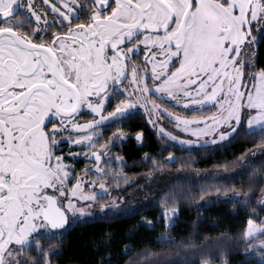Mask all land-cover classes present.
Here are the masks:
<instances>
[{
	"label": "snow or ice",
	"instance_id": "1",
	"mask_svg": "<svg viewBox=\"0 0 264 264\" xmlns=\"http://www.w3.org/2000/svg\"><path fill=\"white\" fill-rule=\"evenodd\" d=\"M41 3L37 10L35 0H0V264H41L33 250L51 264L58 253L46 252L40 239H55L70 214L84 216L97 200L90 190L97 180L107 189L101 163L110 150L95 139L99 126L128 119L137 106L153 126L154 115L168 113L193 136L213 135V143L241 132L264 137V0ZM153 89L177 103L186 99L185 107L214 102L217 111L188 119L154 101L149 109L145 94ZM113 136L126 133L118 127ZM80 156L92 165L84 175L76 168ZM241 235L246 249L257 246L264 221L250 218ZM258 248L264 257V240Z\"/></svg>",
	"mask_w": 264,
	"mask_h": 264
},
{
	"label": "trees",
	"instance_id": "2",
	"mask_svg": "<svg viewBox=\"0 0 264 264\" xmlns=\"http://www.w3.org/2000/svg\"><path fill=\"white\" fill-rule=\"evenodd\" d=\"M258 53L264 66V46ZM133 113L98 128L96 140L110 150V165L102 166L109 193L94 203L100 212L71 219L55 239H40L46 252L58 253L50 256L51 264H99L101 257L104 264H257L264 259L260 252L252 254L264 237L246 249L241 235L250 218L264 221V137L241 132L223 144L182 149L156 136L141 112ZM118 127L129 137L117 140ZM138 131L143 132L140 144L130 136ZM77 162L80 175L92 166L83 156ZM173 208L178 211L167 229L161 213ZM161 237L168 242L159 243ZM126 248L132 251L125 255ZM33 254L42 264L43 255Z\"/></svg>",
	"mask_w": 264,
	"mask_h": 264
},
{
	"label": "rangeland",
	"instance_id": "3",
	"mask_svg": "<svg viewBox=\"0 0 264 264\" xmlns=\"http://www.w3.org/2000/svg\"><path fill=\"white\" fill-rule=\"evenodd\" d=\"M148 82L151 85L150 73H149ZM145 95H149V97H150L149 104H148L149 109H151V102L154 101L157 105L160 106L161 110L166 108L169 113H173L175 115H180L181 117L188 118V119H192L193 117H195L197 119L210 118L217 111V108L214 106V102H204L201 104H188L187 107H185V104L187 103L186 99L181 100L179 103H177V101L172 99L171 97H168L164 94L155 93L154 89H153L152 94L146 93ZM131 111L132 112H136V111L141 112L144 115V119H145L147 127L151 131H153L156 134V136L161 137V138L165 139L167 142H169L170 144L179 146L182 149H190V148L198 147V146H215V145L223 144V143L227 142L234 135L233 134L232 136H229L228 138H226L224 140H220L218 135H216L215 136L216 142L213 143L212 142L214 139L213 135H211V134L210 135H202L200 137L193 136L191 134V132L183 131V125H181L180 127H177L176 121L174 119H171L168 116V113H164V115L159 120H157L156 116L154 115L152 117V119L155 122L156 126H153V124H150L148 122V120H149L148 111L145 108L137 106V108L132 109ZM90 118L91 117L89 116V117H84L83 119H90ZM105 124H107V122ZM105 124H103V125H105ZM100 126H102V125H100ZM202 126L203 125H201V127ZM161 127L164 129L163 133L160 131ZM192 127H195V125H192ZM130 136H132L135 139V135H130ZM172 136L177 137V139L173 140L171 138ZM97 137H99V133L96 134L95 139ZM127 137H129V135L126 134V138ZM126 138H120V140H125ZM141 141L136 140V142L138 144H140ZM182 141H191V143H182ZM73 150L74 151H81V149L77 146H73ZM91 151H96V150L92 149ZM81 157L82 156L78 157L77 159H81ZM103 160L107 161L108 163L105 164L102 162L101 167L102 166H109L110 162H111V156L106 154L103 157ZM89 167H91V166H89ZM86 179L87 180L96 179V176L93 174V175L86 177ZM98 184H99V182H97V186L94 189H90V190L95 191L97 193V197L107 195L109 193L108 188L106 189V191L102 190L98 187ZM87 190H89V189H86V191ZM88 203H90L91 206L85 207L84 216L81 217L79 214H76V216L74 217L73 215L70 214L69 215V222L71 219H84V218L92 216L95 213L100 212V210L95 209V207H94L95 202H88ZM165 212L168 213L167 219L165 218V215H164ZM173 216L174 215H172L171 211H168V210L163 211L161 213V218L163 219L164 225L166 226L167 229L171 226V218ZM67 226H68V224L63 229H57V231L58 230H65L67 228ZM257 252H259L258 247L253 250L252 254H255Z\"/></svg>",
	"mask_w": 264,
	"mask_h": 264
},
{
	"label": "flooded vegetation",
	"instance_id": "4",
	"mask_svg": "<svg viewBox=\"0 0 264 264\" xmlns=\"http://www.w3.org/2000/svg\"><path fill=\"white\" fill-rule=\"evenodd\" d=\"M35 4H36L37 10H41L44 7L41 3V0H35ZM142 56H143V54L141 53V59H142ZM55 231H57V230H55Z\"/></svg>",
	"mask_w": 264,
	"mask_h": 264
}]
</instances>
